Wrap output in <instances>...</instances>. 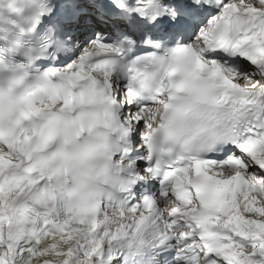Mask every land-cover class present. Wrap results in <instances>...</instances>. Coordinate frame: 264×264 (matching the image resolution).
Masks as SVG:
<instances>
[{"label":"snow or ice","instance_id":"obj_1","mask_svg":"<svg viewBox=\"0 0 264 264\" xmlns=\"http://www.w3.org/2000/svg\"><path fill=\"white\" fill-rule=\"evenodd\" d=\"M52 3L0 20V264H264V0Z\"/></svg>","mask_w":264,"mask_h":264},{"label":"clouds","instance_id":"obj_2","mask_svg":"<svg viewBox=\"0 0 264 264\" xmlns=\"http://www.w3.org/2000/svg\"><path fill=\"white\" fill-rule=\"evenodd\" d=\"M30 4L31 0H15L14 4H9L8 0H0V20H15L18 22V28L16 31H19L21 29L24 30L25 35L27 34V30L31 27L30 22L27 20V17L30 15ZM52 7H55V4L52 3ZM19 10V11H18ZM21 60V62H24L22 58H18ZM170 67H174L177 69V72L174 76V79L177 82H182L189 78V73L193 71L190 65L183 62L178 54H173V56L170 58L168 62H166L165 65L160 66H154L150 67L148 69L149 73L152 74V76L159 80L162 76L166 77V73L169 70ZM29 74L31 72L29 71ZM8 73L0 72V83L3 84V86L8 89L9 91V101H14L17 93H19L25 86L24 81H17L14 83H8L6 80ZM180 103H186L191 100V95L189 93H181L180 94ZM157 123H159L157 121ZM101 133H103L104 129H99ZM166 135V130H161L160 138L163 139ZM105 143V137L104 135H98V136H92L89 138H86L84 141H81L77 144L68 146L66 148V152L69 155L68 159V166L72 169H80L82 167L81 164V155L85 151V149L89 145H96L98 148L99 146L103 145ZM94 163V161H89V164ZM84 180L81 178L77 181V183H83ZM80 191H78L75 187L71 188L69 190V196L72 199H79L80 198Z\"/></svg>","mask_w":264,"mask_h":264}]
</instances>
